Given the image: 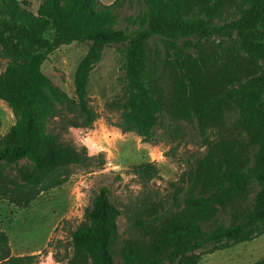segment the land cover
Returning a JSON list of instances; mask_svg holds the SVG:
<instances>
[{
  "label": "trees",
  "instance_id": "1",
  "mask_svg": "<svg viewBox=\"0 0 264 264\" xmlns=\"http://www.w3.org/2000/svg\"><path fill=\"white\" fill-rule=\"evenodd\" d=\"M126 1L104 6L101 0H41L34 13L29 1L0 0V58L10 61L0 76V100L15 118L0 138V202L29 208L40 195L61 187L70 168L92 167L95 159L86 147L47 130L53 104L46 93L69 110L71 116L61 119L64 127L91 129L98 119L89 107L91 75L105 50L115 48L124 75L123 133L135 132L150 143L161 113L170 111L196 122L206 136L234 114L239 136L256 152L252 159L230 156L221 136L217 166L202 186L199 170L172 206L141 209L129 224L135 237H121L120 210L102 189L72 233L67 264H200L204 255L264 236V0H143L147 11L120 29L118 12ZM236 1L240 8L231 13ZM158 38L165 42L170 75L155 73L148 45ZM212 39L231 41L232 50L225 64L203 72L199 53L203 41ZM75 43L89 49L75 72L71 101L42 69L50 55ZM135 171L149 180L158 175L150 163ZM254 183L261 191L253 206H235ZM226 209L228 224L219 219ZM30 260L11 256L0 224V264ZM255 264H264V258Z\"/></svg>",
  "mask_w": 264,
  "mask_h": 264
},
{
  "label": "rangeland",
  "instance_id": "2",
  "mask_svg": "<svg viewBox=\"0 0 264 264\" xmlns=\"http://www.w3.org/2000/svg\"><path fill=\"white\" fill-rule=\"evenodd\" d=\"M115 1L101 0V3L110 6ZM34 2H30L31 10L36 13L41 0ZM147 8L143 0H127L118 12L119 28H127L128 19L138 17ZM238 8L236 1L231 13ZM88 49L87 43L61 47L50 55L42 69L60 95L71 101L75 99L74 75ZM148 50L156 63L157 76L164 70L170 75L164 39L151 41ZM231 50V41L223 44L217 39L203 41L199 53V60L204 62L201 64L203 72L225 64ZM9 66V60L0 58V76ZM46 95L53 104V113L46 119L47 130L60 133L77 147H86L88 155L95 160L89 169L70 168L71 176L61 187L40 195L29 208L21 209L7 201L0 202L1 229L9 238L11 256L29 257L31 260L25 264H67L72 252V233L84 220L85 211L102 189L108 190L110 200L120 210L117 229L121 237H135L137 235L129 229V224L141 209L172 206L174 199H181L191 186L192 178L199 170L202 175L199 186H202L204 179L217 166L215 154L220 156L221 150L217 152L216 146L221 136L224 149L230 156L243 153L245 159H252L256 152V146L239 136L241 130L234 114L226 116L223 125L206 136L200 133L196 122L172 116L170 111L161 113L150 143L135 132L123 133L120 125L121 105L126 100L124 75L122 58L115 48L105 50L91 75L89 107L98 115L91 129L64 127L61 119L71 116L69 110L49 92ZM14 124L10 108L0 100V138L5 137ZM146 163L154 164L158 170V175L151 180L135 171L137 166ZM260 191L256 183L252 184L247 193L237 198L235 203L239 204L235 206L252 207ZM219 219L228 224L229 209L220 212ZM263 258L264 236H261L250 243L204 255L200 264H255Z\"/></svg>",
  "mask_w": 264,
  "mask_h": 264
},
{
  "label": "crops",
  "instance_id": "3",
  "mask_svg": "<svg viewBox=\"0 0 264 264\" xmlns=\"http://www.w3.org/2000/svg\"><path fill=\"white\" fill-rule=\"evenodd\" d=\"M27 1H29V2H31V3H32V2H34V1H36V0H27ZM34 3H35V2H34Z\"/></svg>",
  "mask_w": 264,
  "mask_h": 264
}]
</instances>
